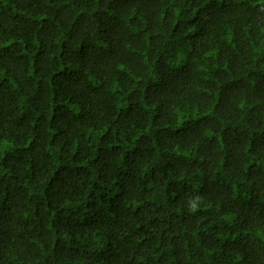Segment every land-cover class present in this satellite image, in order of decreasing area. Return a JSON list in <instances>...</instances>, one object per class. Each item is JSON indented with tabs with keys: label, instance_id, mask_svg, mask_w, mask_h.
Returning <instances> with one entry per match:
<instances>
[{
	"label": "trees",
	"instance_id": "obj_1",
	"mask_svg": "<svg viewBox=\"0 0 264 264\" xmlns=\"http://www.w3.org/2000/svg\"><path fill=\"white\" fill-rule=\"evenodd\" d=\"M0 264H264V0H0Z\"/></svg>",
	"mask_w": 264,
	"mask_h": 264
},
{
	"label": "clouds",
	"instance_id": "obj_2",
	"mask_svg": "<svg viewBox=\"0 0 264 264\" xmlns=\"http://www.w3.org/2000/svg\"><path fill=\"white\" fill-rule=\"evenodd\" d=\"M200 200H201L200 197H195V198L189 200L188 201L189 210L193 211V212L196 211L198 206H199Z\"/></svg>",
	"mask_w": 264,
	"mask_h": 264
}]
</instances>
